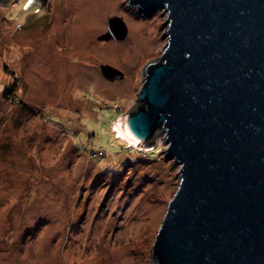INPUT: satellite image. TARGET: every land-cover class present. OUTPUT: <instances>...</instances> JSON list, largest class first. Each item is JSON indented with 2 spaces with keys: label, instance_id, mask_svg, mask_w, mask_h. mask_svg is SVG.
Returning <instances> with one entry per match:
<instances>
[{
  "label": "rangeland",
  "instance_id": "1",
  "mask_svg": "<svg viewBox=\"0 0 264 264\" xmlns=\"http://www.w3.org/2000/svg\"><path fill=\"white\" fill-rule=\"evenodd\" d=\"M128 4L48 0L28 27L39 0H0V264H155L180 166L162 133L148 150L116 126L165 50L168 15ZM113 17L127 37L99 40Z\"/></svg>",
  "mask_w": 264,
  "mask_h": 264
},
{
  "label": "water",
  "instance_id": "2",
  "mask_svg": "<svg viewBox=\"0 0 264 264\" xmlns=\"http://www.w3.org/2000/svg\"><path fill=\"white\" fill-rule=\"evenodd\" d=\"M128 2L145 17L168 15L165 50L144 68L139 104L117 123L148 149L162 133L166 157L180 166L153 262L264 264V0ZM107 26L99 40L127 37L121 18ZM101 71L110 82L124 77Z\"/></svg>",
  "mask_w": 264,
  "mask_h": 264
},
{
  "label": "bare ground",
  "instance_id": "3",
  "mask_svg": "<svg viewBox=\"0 0 264 264\" xmlns=\"http://www.w3.org/2000/svg\"><path fill=\"white\" fill-rule=\"evenodd\" d=\"M116 132L119 134V137H120L122 140H124V141H126L127 143H129L131 147H138V144H137V145H134L133 143L129 142L124 136H122L121 133L118 131L117 126H116ZM148 150H149V149H148Z\"/></svg>",
  "mask_w": 264,
  "mask_h": 264
},
{
  "label": "trees",
  "instance_id": "4",
  "mask_svg": "<svg viewBox=\"0 0 264 264\" xmlns=\"http://www.w3.org/2000/svg\"><path fill=\"white\" fill-rule=\"evenodd\" d=\"M43 5L47 3L48 0H39Z\"/></svg>",
  "mask_w": 264,
  "mask_h": 264
}]
</instances>
